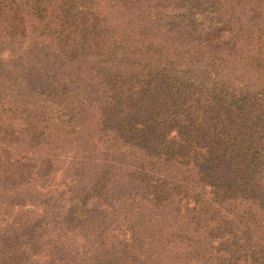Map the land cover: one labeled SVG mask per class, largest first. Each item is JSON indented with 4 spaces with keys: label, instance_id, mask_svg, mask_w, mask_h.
<instances>
[{
    "label": "trees",
    "instance_id": "1",
    "mask_svg": "<svg viewBox=\"0 0 264 264\" xmlns=\"http://www.w3.org/2000/svg\"><path fill=\"white\" fill-rule=\"evenodd\" d=\"M263 12L0 0V264H264Z\"/></svg>",
    "mask_w": 264,
    "mask_h": 264
},
{
    "label": "rangeland",
    "instance_id": "2",
    "mask_svg": "<svg viewBox=\"0 0 264 264\" xmlns=\"http://www.w3.org/2000/svg\"><path fill=\"white\" fill-rule=\"evenodd\" d=\"M263 5H264V0H263ZM209 15H211V14H209V11H205V12L202 11V10H197L196 11V18L198 19L199 22L202 23L201 28L206 30V34L207 33H211V34L214 33V31L216 29V26L217 25L219 26V24H217L215 22L212 23V24H210L209 22H207L206 17L209 16ZM212 15L215 17L214 14H212ZM263 16H264V12H263L261 18ZM260 26H261L262 29L259 32L260 34L257 36V40H258V42H261V45H264V23H262ZM250 28H251V26H250ZM249 36H250L249 39H254L255 38V36L252 35V34H250ZM228 38L229 37H225V39H228ZM172 137H174V139H177L178 138L177 135H176V133H174ZM76 202H77V200H73L71 203H76ZM8 217L9 216L7 214H5V215L0 216V219L1 220H5Z\"/></svg>",
    "mask_w": 264,
    "mask_h": 264
}]
</instances>
